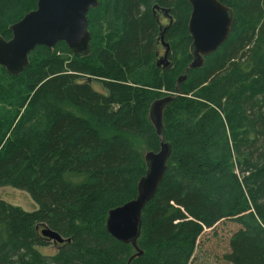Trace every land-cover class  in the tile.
<instances>
[{"label":"trees","instance_id":"obj_1","mask_svg":"<svg viewBox=\"0 0 264 264\" xmlns=\"http://www.w3.org/2000/svg\"><path fill=\"white\" fill-rule=\"evenodd\" d=\"M218 1L233 12L230 34L178 85L192 60L187 0H97L88 55L60 42L36 47L17 76L0 67V188L37 206L0 200V264H197V248L230 224L219 262L264 264V0ZM36 4L0 0V36L9 40ZM155 6L170 10V26ZM167 95L159 138L149 107ZM161 140L171 155L141 214L142 255L128 262L135 251L106 232V216L136 197L144 155ZM44 229L65 241L53 244Z\"/></svg>","mask_w":264,"mask_h":264},{"label":"water","instance_id":"obj_2","mask_svg":"<svg viewBox=\"0 0 264 264\" xmlns=\"http://www.w3.org/2000/svg\"><path fill=\"white\" fill-rule=\"evenodd\" d=\"M191 7L188 33L191 37V63L184 74L177 79V85L185 82L188 70L200 69L204 58L224 44L233 24V12L218 0H187ZM97 6V0H37L36 9L28 12L17 23L9 27L11 38L0 36V67L12 76H17L28 65V55L36 47L52 49L57 43H64L75 57H83L90 51V34L87 30V13ZM169 16V9H158ZM169 24L171 17H167ZM164 31V30H163ZM161 45L168 48L160 37ZM167 52L156 66H168ZM173 100L171 95L153 101L149 107V120L160 138L163 131V110ZM171 155L169 144L160 142L159 151L144 155L146 172L136 188V197L120 207L111 209L106 216L105 230L115 240L129 244L135 254L129 259L142 255L137 247L141 228V214L153 198L166 171ZM42 235L48 241L61 244L65 240L57 233L44 229ZM68 241V240H67Z\"/></svg>","mask_w":264,"mask_h":264},{"label":"rangeland","instance_id":"obj_3","mask_svg":"<svg viewBox=\"0 0 264 264\" xmlns=\"http://www.w3.org/2000/svg\"><path fill=\"white\" fill-rule=\"evenodd\" d=\"M157 14H158V19H159L161 26L164 28L167 27L169 25L168 24L169 20H166L164 16L161 15L160 12L158 11H157ZM163 48L165 47L162 46L161 43H158V50L161 52V56L163 54V50H164ZM89 81L92 87L96 91L103 92L98 83H95L92 79H89ZM130 142L139 152H141L142 154L145 152L144 151L145 146L142 141L134 139V138H130ZM0 200H3L13 206L20 207L22 210L26 212H32L37 208L33 200L29 197V195L26 192L16 190L10 187L0 188ZM235 229H236V226L234 225L232 226V224H230L229 226H226L224 229H221L220 232L216 231L218 238H215L212 236L210 241L206 243L205 245L206 249L204 248L203 245H200V247L197 248L195 255L200 256L199 258L201 262L199 263L198 261L197 264H221L218 258L221 257V255L225 252L224 247L227 246V243L225 241L227 237L223 235V232L224 231L231 232V231H234ZM205 231H208V230H205ZM218 246L220 247L217 249L216 247ZM55 251L56 249L52 245L44 249V252L46 254H54ZM205 251L206 253L210 254V256H205L204 254Z\"/></svg>","mask_w":264,"mask_h":264},{"label":"flooded vegetation","instance_id":"obj_4","mask_svg":"<svg viewBox=\"0 0 264 264\" xmlns=\"http://www.w3.org/2000/svg\"><path fill=\"white\" fill-rule=\"evenodd\" d=\"M158 12H160V14L161 15H163L164 16V14L160 11V10H157ZM157 11L154 13V15L156 14L157 15V17H158V14H157ZM170 14V13H169ZM167 17H169L168 15H166V16H164V18L166 19V20H168V18ZM169 22V21H168ZM169 24V23H168ZM161 28H164V27H161ZM164 29H160V37H161V35H163L164 34V31H163ZM163 41H164V43H165V40H164V37H163ZM158 43H161L160 42V38H159V40H158ZM168 45V44H167ZM164 50H163V54H162V56H161V52L159 51V50H157L156 51V56H157V62H158V60L160 59V58H162L163 57V55H164V53H165V50H168V52H167V61H168V66H169V64L171 63V57H170V47H168L167 49H165V48H163ZM161 66V68L163 67L162 66V64L160 65Z\"/></svg>","mask_w":264,"mask_h":264}]
</instances>
